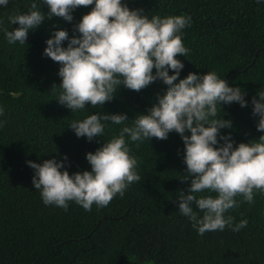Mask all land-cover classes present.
I'll use <instances>...</instances> for the list:
<instances>
[{"label": "trees", "instance_id": "16d2710c", "mask_svg": "<svg viewBox=\"0 0 264 264\" xmlns=\"http://www.w3.org/2000/svg\"><path fill=\"white\" fill-rule=\"evenodd\" d=\"M31 2L9 0L6 7L0 6V107L4 109L0 116V264H264V194L254 192L251 204L242 195L235 197L239 206L225 217L234 218L232 227L248 221L237 232L226 227L200 236L179 212V193L188 194L191 178L182 182L187 176L185 147L175 132L166 140L132 142L125 137L141 179L106 207L93 204L91 211H85L70 201L65 211L43 203L41 191L33 187L35 171L29 161L60 162L66 156L61 171L70 175L91 171L86 154H94L123 127L132 126L137 115L148 114L167 86L157 80L136 92L121 85L112 101L75 111L59 104L61 65L43 55L46 41L59 30H66L69 39L79 37L74 28L94 5L75 9L71 22L46 19L29 31L24 45L9 44L4 30L19 27L9 17L29 12ZM37 2L47 16L48 6ZM122 3L130 10L142 9L149 18L190 16L191 26L181 33L189 52L177 57L184 64L179 79L189 73L215 72L230 87L246 93V107L238 103L218 106L217 118L232 122L220 134L230 135L234 148L264 135L257 131L259 117L253 115L251 104L264 91V0ZM173 74L169 69V75ZM92 114H126L128 121L121 125L104 122L103 134L89 142L69 127ZM218 141L223 144L219 137ZM207 195L217 194L204 191L198 198ZM192 207L202 218L203 212L195 204Z\"/></svg>", "mask_w": 264, "mask_h": 264}, {"label": "clouds", "instance_id": "9594fccd", "mask_svg": "<svg viewBox=\"0 0 264 264\" xmlns=\"http://www.w3.org/2000/svg\"><path fill=\"white\" fill-rule=\"evenodd\" d=\"M8 3L9 0H0V6L6 7ZM39 3L48 6L47 16L37 0H32L29 12L9 17L12 25H19L12 31L4 30L9 44L24 45L29 31L37 29L46 19L58 17L71 22L75 9L94 5L74 28L79 37L69 39L66 30H59L46 41L43 55L61 65L59 104L75 111L89 104L95 107L112 101L121 85L136 92L157 80L167 86L166 93L157 97L158 102L148 109V114L137 115L132 126L123 127L118 136L94 154H86L91 171L72 175L67 170L61 171L66 156L60 162L29 161L28 166L35 171L32 184L41 191L43 203L65 211L70 201L85 211H91L93 204L106 207L117 194L123 197L126 189L141 179L136 170L138 161L130 154L125 137L132 142L166 140L169 133L175 132L185 147L187 176L182 182L191 178L188 194L179 193V212L189 218L200 236L226 227L233 232L245 228L247 220L232 227L234 218H226L225 213L239 206L235 199L238 195L251 204L254 192L264 194V135L234 148L231 136L220 134L221 129L231 128L232 122L217 118L218 106L221 109V105L238 103L246 107V93L239 87H230L215 72L189 73L179 79L184 64L177 57L189 52L181 33L191 26V17L149 18L142 9L130 10L122 0H39ZM65 41H68L66 48L62 46ZM169 69L175 74L169 75ZM257 96L251 101L253 115L259 117L257 131L264 132V91ZM3 115L4 109L0 107V116ZM109 121L121 125L128 117L92 114L83 121H74L69 128L78 138L86 137L91 142L103 134L104 122ZM218 137L223 144H219ZM204 191L217 195L198 198ZM193 204L203 212L202 218L193 210Z\"/></svg>", "mask_w": 264, "mask_h": 264}]
</instances>
